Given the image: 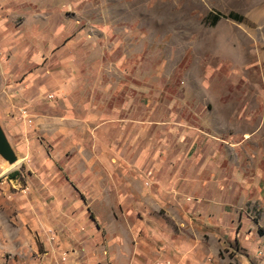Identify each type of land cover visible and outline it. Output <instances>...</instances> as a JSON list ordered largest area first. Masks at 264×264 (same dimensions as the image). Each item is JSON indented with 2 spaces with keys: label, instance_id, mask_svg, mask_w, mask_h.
Listing matches in <instances>:
<instances>
[{
  "label": "crops",
  "instance_id": "0c3cea01",
  "mask_svg": "<svg viewBox=\"0 0 264 264\" xmlns=\"http://www.w3.org/2000/svg\"><path fill=\"white\" fill-rule=\"evenodd\" d=\"M30 1L38 41L11 106L28 107L48 157L67 169L42 191L52 212L39 206L26 234H1L0 264H186L205 237L263 238L262 121L243 138L235 108L212 94L218 75L228 76L220 53L179 51L172 32L116 23L104 9L101 23L82 26L66 12L75 0ZM186 64L172 94L166 85ZM249 200L260 218L242 212Z\"/></svg>",
  "mask_w": 264,
  "mask_h": 264
},
{
  "label": "rangeland",
  "instance_id": "374dc122",
  "mask_svg": "<svg viewBox=\"0 0 264 264\" xmlns=\"http://www.w3.org/2000/svg\"><path fill=\"white\" fill-rule=\"evenodd\" d=\"M75 1L77 6L66 12L68 16L75 14L82 26L91 21L101 23L99 15L104 9L110 12L109 19L116 23L129 25L136 21L144 25L155 24L158 34L172 32L173 46L179 51L183 46L190 45L192 53L203 46H210L214 52H219L220 56L214 55L218 56L217 62L221 60L224 63L223 72L228 76L222 79L218 75L220 80H216V87L209 89L219 97L221 104H230L235 108L237 120L244 125L243 138L259 121H262L260 133L264 137V0ZM35 3L29 0H0V15L6 23L5 30L0 32V111L4 113L5 130L1 123L0 126L17 158H21L18 166L5 171L4 167L9 162L0 154V238L2 233L7 235V231L18 229L26 234L29 222L38 216L39 206L44 207L45 212H52V194L42 191L54 183L55 170H60L64 175L67 169V162L48 157L49 143L43 142L44 138L30 122L28 107L22 103L11 106V94L21 92L24 75L31 69L27 58L36 50L37 35L29 32L37 15L39 19L40 11ZM63 3H66L65 0ZM92 5L94 8H91ZM210 11L223 14L234 11L242 15L243 20L223 17L216 25L210 26L204 22V17ZM224 52H230V57L225 56ZM186 67L187 64L180 65L174 80L166 85L172 94L179 91L180 73ZM187 84L195 98V82L188 81ZM47 97L52 96L49 94ZM16 140L23 143L22 149L17 147ZM11 173H15V177H10ZM251 203V200L247 201L242 212L245 215L249 213V217L260 218L261 210L256 202L252 206ZM105 212L109 217L110 210ZM262 221L264 223V219ZM247 237L240 236L235 240L226 237L220 241L205 237L198 244L202 252H197L198 256L185 263L264 264V236L257 239ZM35 241L41 251L43 242L39 239ZM22 245L26 251L29 250L28 240H24Z\"/></svg>",
  "mask_w": 264,
  "mask_h": 264
},
{
  "label": "trees",
  "instance_id": "16d2710c",
  "mask_svg": "<svg viewBox=\"0 0 264 264\" xmlns=\"http://www.w3.org/2000/svg\"><path fill=\"white\" fill-rule=\"evenodd\" d=\"M223 17L230 18V19H233L236 21H242L243 20V16L237 12H234V11H230L227 14H223V13L217 12V11H210L204 17V22L210 26H214ZM10 177H15V173H11ZM257 231L260 235H264V227H258Z\"/></svg>",
  "mask_w": 264,
  "mask_h": 264
},
{
  "label": "water",
  "instance_id": "95a60500",
  "mask_svg": "<svg viewBox=\"0 0 264 264\" xmlns=\"http://www.w3.org/2000/svg\"><path fill=\"white\" fill-rule=\"evenodd\" d=\"M0 154L2 157L8 161L10 164L14 163L17 160V156L8 142L1 126H0Z\"/></svg>",
  "mask_w": 264,
  "mask_h": 264
},
{
  "label": "bare ground",
  "instance_id": "6f19581e",
  "mask_svg": "<svg viewBox=\"0 0 264 264\" xmlns=\"http://www.w3.org/2000/svg\"><path fill=\"white\" fill-rule=\"evenodd\" d=\"M20 162H21V158H17V160H16L14 163H12V164L8 163V164L4 167L5 171H8V170L11 169V168H15L16 166H18V165L20 164Z\"/></svg>",
  "mask_w": 264,
  "mask_h": 264
},
{
  "label": "built area",
  "instance_id": "2783aa9c",
  "mask_svg": "<svg viewBox=\"0 0 264 264\" xmlns=\"http://www.w3.org/2000/svg\"><path fill=\"white\" fill-rule=\"evenodd\" d=\"M61 259H62V260H64V259H65V257H64V256H62V257H61ZM165 264H172V262H171L170 260H166V261H165Z\"/></svg>",
  "mask_w": 264,
  "mask_h": 264
}]
</instances>
